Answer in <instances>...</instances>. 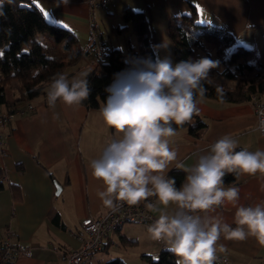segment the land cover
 Listing matches in <instances>:
<instances>
[{
	"label": "crops",
	"instance_id": "1",
	"mask_svg": "<svg viewBox=\"0 0 264 264\" xmlns=\"http://www.w3.org/2000/svg\"><path fill=\"white\" fill-rule=\"evenodd\" d=\"M31 1L48 21L64 27L75 36V48L81 52V57L75 64L69 65L73 66V71L79 73L91 68L94 61L85 64L81 60L84 56H90L86 52V43L93 16L85 0ZM189 3L196 7L199 22L216 24L232 33L234 43L227 58L232 68L236 69L239 61L248 54L255 55L260 45L264 44V0H108L94 12L99 14L97 12L100 10L105 18L117 10L122 11L124 7L148 10L157 34L156 24H162V28L164 24L166 28L171 16L190 12ZM95 22L99 25L96 19ZM111 25L109 28L112 32L118 31L116 27L119 23L115 27ZM125 30L130 32L131 28ZM100 32L101 42L107 45L103 30ZM129 36L127 43L134 52L136 37L131 32ZM80 38H84L83 43L79 41ZM46 40L54 43L51 34L46 36ZM113 40L115 45L112 47L121 48L116 35ZM244 40L250 41V44H245ZM155 44L152 46L154 59L158 57ZM52 45L59 48L60 43ZM242 49H246V54L240 53ZM230 80L232 86L236 84L235 78ZM47 85L44 86L45 92ZM258 93L264 100V91ZM5 95L8 100L13 97L12 94ZM27 101L16 105L22 107ZM30 102L35 106L32 112L16 113L1 130L5 153L0 158L3 170L0 240L9 238L12 243L25 247L12 264H64L61 253L78 247L80 236L85 235L81 220L85 216H98L100 212L108 210L96 195L103 190V186L99 180L92 178L89 163L101 154L110 134L104 131L98 118L100 105L87 108L83 105L67 107L58 103L55 108H49L46 95ZM198 107L205 127L196 136L191 135L186 128H180L177 129V135L171 138L170 146L178 154L177 163L188 166L194 164L199 155L207 152L211 143L225 134L237 138L240 145L249 150L264 149V135L257 128L250 97L241 101L221 102L206 96L202 102L198 100ZM239 187L241 203H254L264 198L260 182L255 178L242 177ZM224 215L230 222L231 213L225 210ZM146 227L143 223H124L103 239L102 247L88 257L87 263L91 264L96 254H102L96 259L98 264L113 258L129 264L120 253L126 254V249L139 248L142 260H136L139 261L137 264H149L148 258H157L163 248L147 238ZM218 244L226 248L225 253L218 254L228 257L231 264H264V247L253 238L245 241L221 239ZM112 248L121 252L107 254Z\"/></svg>",
	"mask_w": 264,
	"mask_h": 264
},
{
	"label": "clouds",
	"instance_id": "2",
	"mask_svg": "<svg viewBox=\"0 0 264 264\" xmlns=\"http://www.w3.org/2000/svg\"><path fill=\"white\" fill-rule=\"evenodd\" d=\"M66 2V0H65ZM0 0V15L4 4ZM216 63L208 58L181 61L169 58L133 61L114 74L104 89L108 94L98 108V118L109 139L101 154L90 161L91 176L103 190L96 193L103 206L144 204L154 219L146 227L147 238L175 257V264H218L226 248L221 239L253 238L264 247V198L241 203L239 181L255 178L264 191V149L242 147L225 134L190 166L177 163L170 145L177 129L199 115L211 84L209 71ZM85 68L77 75L54 73L47 85L46 104L75 107L87 100L90 89ZM223 102V90L217 88ZM183 171L179 186L168 175ZM232 176L226 182V176ZM231 213L230 222L224 211Z\"/></svg>",
	"mask_w": 264,
	"mask_h": 264
},
{
	"label": "trees",
	"instance_id": "3",
	"mask_svg": "<svg viewBox=\"0 0 264 264\" xmlns=\"http://www.w3.org/2000/svg\"><path fill=\"white\" fill-rule=\"evenodd\" d=\"M189 6L190 13L171 16L166 23L168 37L173 42V65L181 61L208 58L223 66L220 73L226 78L237 80L235 85L225 86L210 79L212 83L204 85L208 89L206 94L208 97L218 99L217 88L223 90V100L232 101L245 100L252 93L264 91V78L259 72V67L255 66L261 63L253 64L244 59L239 61L236 69L232 68L225 56L226 49L232 47L234 43L232 33L216 24L199 22L196 7L191 3ZM2 7L3 14L0 15V107L14 111L17 107L16 103L27 99L29 100L27 102H30L38 96L46 95L44 86L49 83L50 77L56 72H62L67 66L75 64L81 57V52L75 48V36L64 27L48 21L31 0H14L13 4H4ZM121 14L124 24L118 25L116 29L123 31L130 27L134 33L137 41L134 61L155 60L152 46L157 42L158 37L152 26L150 12L124 7ZM97 30H102L99 25H97ZM45 33L53 36L54 43H60L59 48L37 39V34ZM102 45L100 61L95 64L100 66L101 70L97 73L94 68L87 77L90 93L82 104L87 108L97 107L106 99L108 94L104 89L112 83L114 74L129 68L131 63L123 58L120 47L107 46L103 43ZM86 52L91 53L89 48H86ZM240 53L246 54V49H242ZM249 72L255 75L250 77ZM7 88L13 95L10 100L5 95ZM205 125L203 118L196 115L190 125L186 124L182 128H186L191 135L196 136ZM168 175L175 178L177 186L184 178L183 171L175 168ZM2 176L3 170L0 167V189L3 187ZM232 179L230 175L225 177L226 182ZM148 263L175 264V257L162 250L157 258L149 257ZM7 264H12V262ZM104 264L125 263L119 258H113Z\"/></svg>",
	"mask_w": 264,
	"mask_h": 264
},
{
	"label": "built area",
	"instance_id": "4",
	"mask_svg": "<svg viewBox=\"0 0 264 264\" xmlns=\"http://www.w3.org/2000/svg\"><path fill=\"white\" fill-rule=\"evenodd\" d=\"M108 0H85L91 14L94 10ZM91 30L88 38V46L93 54L94 64H98L103 51V45L100 40V30H97V24L92 16ZM250 98L253 102L254 113L257 118V128L264 135V100L260 93H252ZM35 106L31 102H26L24 106H17L14 111L4 110L0 107V158L4 155V140L1 130L8 121H11L16 113L32 112ZM154 219V214L148 212L144 204L137 206L122 205L115 209H108L100 212L98 216H85L81 220V227L84 236H80V244L78 247L61 253L64 264H88V257L95 251L99 250L103 245V239L111 232L119 229L126 222L143 223L146 226ZM9 237V236H8ZM25 247L22 244H14L9 238L0 240V264L13 262L17 255L23 251ZM220 259L218 264H231L228 257L218 254Z\"/></svg>",
	"mask_w": 264,
	"mask_h": 264
},
{
	"label": "rangeland",
	"instance_id": "5",
	"mask_svg": "<svg viewBox=\"0 0 264 264\" xmlns=\"http://www.w3.org/2000/svg\"><path fill=\"white\" fill-rule=\"evenodd\" d=\"M99 14H95V12L93 13V17L96 19L97 23L100 25L101 29L104 32V40L107 43V46H112L115 45L113 44V36L116 35L117 36V41L119 43V45L121 46V48L123 49V58L133 62L134 61V52L132 51V49L130 48V45L127 43V40L129 39V35L130 32L131 34H133V32L130 30L126 31H115L112 32L111 29L109 28V25H111V27H115L117 23H119V25L123 24V17L121 14V9L117 10L114 14H108L106 15V17L104 18L103 15H101V11L99 10V12H97ZM101 13V14H100ZM190 13V12H189ZM183 14V13H181ZM187 14V13H186ZM180 15V14H179ZM107 19V20H105ZM159 21V20H158ZM109 24V25H108ZM154 26V25H153ZM156 31H157V36H158V41L156 42V46H155V50L157 52L158 57L157 58H169L172 62H173V42L169 39L168 34H167V30L163 24V28H162V24H156ZM163 29V30H162ZM164 34V35H163ZM44 37H43V36ZM48 35V33L45 34H37L36 37L39 41L41 42H46L48 44H54V43H50L46 40V36ZM86 40V38H85ZM79 41L81 43H83L84 38H80ZM236 43V42H235ZM245 44H250V41L244 40ZM263 43V42H262ZM78 45V44H77ZM87 45V43H86ZM263 44L260 45V47L258 48L256 54H248L245 59L253 64L258 63L259 61H261L262 65L264 64V55L262 56V49L261 46ZM26 46V45H25ZM51 46V45H50ZM230 51H232V47H229L226 49L225 51V56L228 58ZM90 56H84L81 60L82 62H85V64H92V54L89 53ZM262 65H255L259 67V72L261 73L262 77L264 78V66ZM222 65L220 63L216 64V67L212 68L209 71V78L211 80H213L216 83H222L225 86H232V82L230 79L226 78L222 73H220L221 69H222ZM91 68H95L96 72L99 73L101 68L98 65L92 64ZM62 72L65 73H69L71 75H77L78 71H73V66H68L66 67ZM255 75L253 73H251L249 76ZM6 94L8 96H10L12 94L11 90L9 88L6 89ZM128 223V222H127ZM157 244V243H156ZM127 250V253H120L121 251L116 250L115 248L109 249L107 254L110 255H116V253H120V255H124V257H126L127 261L129 262V264H137L136 260H142L141 258V253H140V249L139 248H133V250ZM97 255V256H96ZM96 259L100 258L102 256V254H96ZM95 260L91 261V264H98Z\"/></svg>",
	"mask_w": 264,
	"mask_h": 264
}]
</instances>
